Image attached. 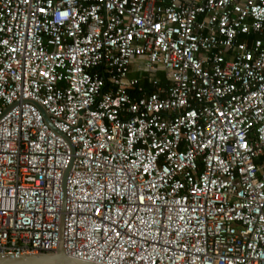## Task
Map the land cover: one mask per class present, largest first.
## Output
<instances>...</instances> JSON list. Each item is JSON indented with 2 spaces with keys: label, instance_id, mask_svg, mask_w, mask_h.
I'll return each mask as SVG.
<instances>
[{
  "label": "built area",
  "instance_id": "1",
  "mask_svg": "<svg viewBox=\"0 0 264 264\" xmlns=\"http://www.w3.org/2000/svg\"><path fill=\"white\" fill-rule=\"evenodd\" d=\"M63 212L86 261L264 264V0H0V255Z\"/></svg>",
  "mask_w": 264,
  "mask_h": 264
},
{
  "label": "water",
  "instance_id": "2",
  "mask_svg": "<svg viewBox=\"0 0 264 264\" xmlns=\"http://www.w3.org/2000/svg\"><path fill=\"white\" fill-rule=\"evenodd\" d=\"M39 107L43 112V114L45 115L47 122L51 124L50 115L46 113L43 107L41 106ZM51 126L58 133L66 137L52 124ZM72 148L73 151H75V148L73 146ZM71 168H72V164L67 168V170L64 173V187H66V180L70 173ZM64 243H65V213L63 212L61 218L60 243L57 250L53 252L27 253L18 256L0 255V264H101V263H94L70 256L65 249Z\"/></svg>",
  "mask_w": 264,
  "mask_h": 264
},
{
  "label": "crops",
  "instance_id": "3",
  "mask_svg": "<svg viewBox=\"0 0 264 264\" xmlns=\"http://www.w3.org/2000/svg\"><path fill=\"white\" fill-rule=\"evenodd\" d=\"M139 65L140 64L138 63H134L131 65L130 75L131 76H141L142 78L147 76L148 77L147 79H149V75H147V72H145L142 67L140 68Z\"/></svg>",
  "mask_w": 264,
  "mask_h": 264
},
{
  "label": "trees",
  "instance_id": "4",
  "mask_svg": "<svg viewBox=\"0 0 264 264\" xmlns=\"http://www.w3.org/2000/svg\"><path fill=\"white\" fill-rule=\"evenodd\" d=\"M255 38L254 36H251V39ZM149 75V74H147ZM148 77L145 76L142 78V84L146 87L145 89L147 90V92H151L152 91V87H151V84L149 83Z\"/></svg>",
  "mask_w": 264,
  "mask_h": 264
}]
</instances>
